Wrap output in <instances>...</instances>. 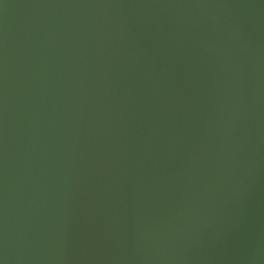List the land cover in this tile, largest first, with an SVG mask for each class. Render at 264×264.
Masks as SVG:
<instances>
[{
    "label": "water",
    "instance_id": "obj_1",
    "mask_svg": "<svg viewBox=\"0 0 264 264\" xmlns=\"http://www.w3.org/2000/svg\"><path fill=\"white\" fill-rule=\"evenodd\" d=\"M0 264H264V0H0Z\"/></svg>",
    "mask_w": 264,
    "mask_h": 264
}]
</instances>
